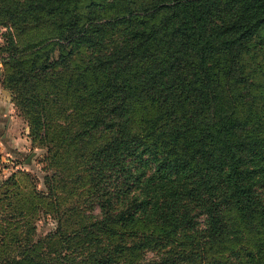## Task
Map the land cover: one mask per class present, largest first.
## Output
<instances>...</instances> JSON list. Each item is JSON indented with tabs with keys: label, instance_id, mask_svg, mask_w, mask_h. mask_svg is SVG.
<instances>
[{
	"label": "trees",
	"instance_id": "16d2710c",
	"mask_svg": "<svg viewBox=\"0 0 264 264\" xmlns=\"http://www.w3.org/2000/svg\"><path fill=\"white\" fill-rule=\"evenodd\" d=\"M19 21L69 49L28 69L10 54L0 86L49 83L78 114L67 138L106 132L85 170L100 218L49 238L79 246L57 264L89 259L101 240L133 263L152 250L170 264H264V0H0V26ZM44 95L39 107L13 103L48 160ZM10 199L11 210L24 203ZM5 216L0 264H55L29 250L41 239L8 237Z\"/></svg>",
	"mask_w": 264,
	"mask_h": 264
},
{
	"label": "rangeland",
	"instance_id": "374dc122",
	"mask_svg": "<svg viewBox=\"0 0 264 264\" xmlns=\"http://www.w3.org/2000/svg\"><path fill=\"white\" fill-rule=\"evenodd\" d=\"M29 20L31 18H27V21ZM51 35L53 36V32L50 29L34 23L21 24L19 21L16 24L0 26V80L4 81L11 75L15 61L22 69H28L32 62L38 65L46 60L50 64L56 61L59 55L65 54L69 48L54 47L55 40L51 39ZM10 54L16 59L12 63H9ZM244 64L249 70L255 67L253 62L246 59ZM34 84L24 87L16 84L14 91L0 86L9 95L10 105L20 121V131L26 129L25 133L20 132V135L26 136L30 144L23 155L12 151L4 158L0 155V210L7 214L4 219L9 224V227L6 226L8 237L10 233L13 235L21 233L23 238H31L30 240L34 241L41 239L40 247L29 250L36 251L37 257L43 256L47 260L50 258L49 262L57 264L59 260L57 253L76 252L79 246L63 245L58 243L56 238L53 240L49 238H53L59 231L71 235L79 231L82 223L100 218L85 170L92 165V157L88 154L91 145L103 142L106 132L102 129H93L89 130L81 140L67 138V135L72 136L76 130L74 122H77L78 114L76 112L75 116L71 114L73 102L69 104L61 101L56 104L57 98L54 97V90L49 83L46 84L47 87L39 86L34 79ZM45 93L48 96L46 108L50 111L48 117L54 116L46 122V125L55 127L50 131L53 133L52 139L55 140V144L48 160H45L47 153L45 148L38 144L31 146L26 116L24 117L23 111L13 103V99L23 95L24 98L30 99L31 105L38 106V102L46 97ZM23 104L27 109H31L26 101ZM12 197V201L20 197L24 198L23 205L11 210L7 205ZM197 224L199 228H204L203 218H199ZM95 243L98 245L97 241ZM115 243L114 240H101L98 250L95 251L94 248L90 250L89 259L87 255L82 258L80 251L70 255V259H73V264H81L82 259H84L82 264H170L169 260H166L167 257L159 261L157 252L152 250L142 251L134 263L128 256L118 258L111 250ZM9 244L12 246L11 243ZM0 250L2 251L3 248ZM208 255L210 258L211 253L209 252Z\"/></svg>",
	"mask_w": 264,
	"mask_h": 264
},
{
	"label": "crops",
	"instance_id": "0c3cea01",
	"mask_svg": "<svg viewBox=\"0 0 264 264\" xmlns=\"http://www.w3.org/2000/svg\"><path fill=\"white\" fill-rule=\"evenodd\" d=\"M19 126L20 121L10 105L9 95L0 88V155H3V158L10 151L23 155L30 147L28 138L20 135V132L25 133L26 129L20 131Z\"/></svg>",
	"mask_w": 264,
	"mask_h": 264
}]
</instances>
